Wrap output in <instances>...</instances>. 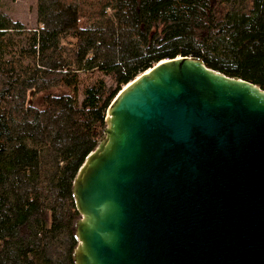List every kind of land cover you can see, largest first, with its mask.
I'll list each match as a JSON object with an SVG mask.
<instances>
[{"label":"trees","instance_id":"16d2710c","mask_svg":"<svg viewBox=\"0 0 264 264\" xmlns=\"http://www.w3.org/2000/svg\"><path fill=\"white\" fill-rule=\"evenodd\" d=\"M36 24L0 9V264H75L73 180L112 99L176 56L264 90V0H36Z\"/></svg>","mask_w":264,"mask_h":264},{"label":"water","instance_id":"95a60500","mask_svg":"<svg viewBox=\"0 0 264 264\" xmlns=\"http://www.w3.org/2000/svg\"><path fill=\"white\" fill-rule=\"evenodd\" d=\"M72 185L75 264H264V90L199 58L110 102Z\"/></svg>","mask_w":264,"mask_h":264},{"label":"rangeland","instance_id":"374dc122","mask_svg":"<svg viewBox=\"0 0 264 264\" xmlns=\"http://www.w3.org/2000/svg\"><path fill=\"white\" fill-rule=\"evenodd\" d=\"M0 9L13 20H18L27 27L34 28L37 25L36 0H1Z\"/></svg>","mask_w":264,"mask_h":264}]
</instances>
